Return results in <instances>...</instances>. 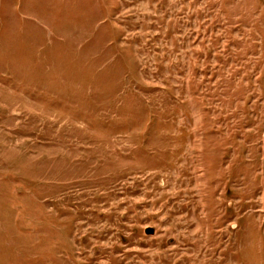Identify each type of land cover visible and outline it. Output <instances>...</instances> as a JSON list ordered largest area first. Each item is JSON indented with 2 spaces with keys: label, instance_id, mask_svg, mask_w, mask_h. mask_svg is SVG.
I'll list each match as a JSON object with an SVG mask.
<instances>
[{
  "label": "rangeland",
  "instance_id": "1",
  "mask_svg": "<svg viewBox=\"0 0 264 264\" xmlns=\"http://www.w3.org/2000/svg\"><path fill=\"white\" fill-rule=\"evenodd\" d=\"M0 264H264V0H0Z\"/></svg>",
  "mask_w": 264,
  "mask_h": 264
},
{
  "label": "water",
  "instance_id": "2",
  "mask_svg": "<svg viewBox=\"0 0 264 264\" xmlns=\"http://www.w3.org/2000/svg\"><path fill=\"white\" fill-rule=\"evenodd\" d=\"M147 232H148V233H149V232L151 233V232H152V230H151V229H148V230H147Z\"/></svg>",
  "mask_w": 264,
  "mask_h": 264
}]
</instances>
